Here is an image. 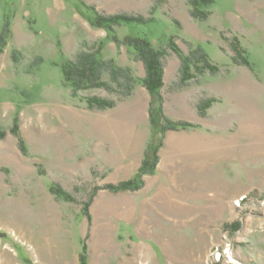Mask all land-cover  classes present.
Masks as SVG:
<instances>
[{
	"label": "rangeland",
	"instance_id": "obj_1",
	"mask_svg": "<svg viewBox=\"0 0 264 264\" xmlns=\"http://www.w3.org/2000/svg\"><path fill=\"white\" fill-rule=\"evenodd\" d=\"M208 10L201 20L189 0H0V31L5 21L11 29L0 52V264H81L84 248L87 264H264V120L253 128L241 120L243 127L231 129L236 140L226 144L221 103L233 69L251 75L246 87L264 92V0H215ZM95 11L147 17L114 31L121 40L146 36L166 48L164 67L181 61L170 37L185 54L201 47L219 66L187 82L203 89L201 117L214 104L213 128L176 133L165 146L166 132L159 171L144 175L137 190L105 188L132 179L142 164H132L143 147L134 141L140 134L134 123L118 124L116 135L95 132L87 97L115 93L101 88L74 96L63 77L64 60L102 43L104 59L136 76L145 71L132 47H118L107 29L93 26ZM236 45L248 67L233 61ZM209 98L203 115L199 105ZM60 188L69 198L53 190ZM122 193L133 199V221ZM155 210L175 221L157 222Z\"/></svg>",
	"mask_w": 264,
	"mask_h": 264
},
{
	"label": "trees",
	"instance_id": "obj_2",
	"mask_svg": "<svg viewBox=\"0 0 264 264\" xmlns=\"http://www.w3.org/2000/svg\"><path fill=\"white\" fill-rule=\"evenodd\" d=\"M215 0H189L191 14L195 18L205 20L208 18L210 11L208 7ZM147 17L143 14L119 12L115 14H101L95 11L93 16V26L105 28L108 31L110 39L114 40L118 47L121 43L132 47L135 52V58L142 61L146 74L144 77H138L133 74L131 67L119 65L115 59H104L102 56L103 43L97 48L83 50L79 52L75 60L66 59L62 63V72L65 83L70 85L72 93L77 96L80 91L90 89H106L111 93H115V98H107L93 95L87 97V105L90 109H106L113 108L118 102L131 97L137 84L142 83L151 95L150 104V122H151V139L147 145L146 152L142 164L136 175L127 181L118 184H106L105 188L112 192L137 190L144 184V175L153 174L157 170L159 162V149L163 145V139L168 130H185L194 128L195 123L174 120L169 118L164 111L165 98L162 88L165 84L164 75L165 67L163 59L167 55L166 48L156 47L152 41L146 36L127 35L124 40L119 39L114 31L116 25L129 24L132 22H145ZM10 22L5 21L0 31V52L7 45L10 36ZM168 46L180 57L182 61L180 69V77L177 86H185L197 74L203 75L206 72L215 74L219 72V66L213 64L209 60L206 52L201 47H196L189 54H185L181 47L170 37ZM235 55L233 61L240 65L249 66L250 62L247 57L243 56V51L237 45L233 47ZM17 51H13V59L16 60ZM193 69L195 70L193 72ZM213 99H203L199 105L201 114H205ZM14 131H16L14 129ZM4 136V131H0V138ZM57 194L69 198L66 191L53 189ZM91 201H87L86 209H89ZM89 215V213H87ZM86 251V248H84ZM84 251V254L86 252ZM82 254L81 264H87L86 255Z\"/></svg>",
	"mask_w": 264,
	"mask_h": 264
},
{
	"label": "crops",
	"instance_id": "obj_3",
	"mask_svg": "<svg viewBox=\"0 0 264 264\" xmlns=\"http://www.w3.org/2000/svg\"><path fill=\"white\" fill-rule=\"evenodd\" d=\"M180 62L181 61L178 58L165 62V84L162 88V93L165 97V112L170 118L174 120L200 122L202 126L201 128L195 127L181 131H167V141L165 139L167 143L165 142V146L168 144L170 138H173L176 133L191 135L195 132V134H197V131L202 130L203 126L207 129L208 127L213 128L214 126V114H212L214 112V104L208 108L205 117H201L199 114L198 103L202 96L203 89H201L200 85H197V83L194 86H192L193 83H191L190 85L178 87L177 89H174L175 91L170 97L166 96L168 86L179 81ZM236 68H239V66H236ZM235 70L233 69L230 71L229 74H227L228 76L225 77V98L224 100H221V103L225 105L224 141L226 144H231L236 140V133L231 132L233 126L236 127L238 125V127H243V125H245L249 128L259 127L261 126V121L264 120V111L262 110V107L264 106V92H261V90L258 88L246 87L247 78L245 77H251V75H237L239 71L236 72ZM145 74L146 72L143 71V73H140L137 76L142 78ZM66 88L70 90L69 87ZM207 94L209 96H213V94ZM150 100L151 95L148 89L142 83H139L136 85L131 97L126 98L123 100V102L118 103L115 107L101 110L94 109V129L95 132L101 136L113 134L116 135L118 124L123 125V128L125 129L129 127L128 122L129 124H135V128L140 134L138 135L137 140L134 138L133 139L136 144H142L143 147L142 149H138V151L141 150L139 151L140 155L135 162H132L133 165H139L142 163L144 158V153L142 152H144V149L147 147V139L151 134V122L149 115ZM241 120H244L245 124H240ZM122 121L123 123H121ZM161 152L163 151H160V153ZM125 155V158H123L125 162L131 160L128 154ZM127 164L128 167H130L129 169L133 168L129 163ZM157 171H159V168ZM122 196H125V214H129L127 216L131 218V221H133V199L131 196H129V193H122L121 197ZM157 212L158 211L155 210V218H158L157 222L175 221L171 220L170 217L165 216L163 212ZM173 213H175V211H173Z\"/></svg>",
	"mask_w": 264,
	"mask_h": 264
}]
</instances>
